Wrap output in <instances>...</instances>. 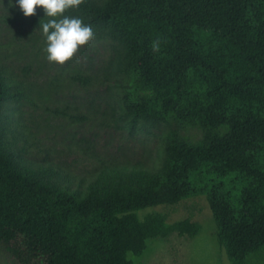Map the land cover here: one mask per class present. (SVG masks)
<instances>
[{
  "label": "trees",
  "instance_id": "16d2710c",
  "mask_svg": "<svg viewBox=\"0 0 264 264\" xmlns=\"http://www.w3.org/2000/svg\"><path fill=\"white\" fill-rule=\"evenodd\" d=\"M38 8L36 26L50 19ZM78 8L123 46L119 72L137 86L123 98L125 116L199 138L172 133L156 170L105 167L85 180L25 160L0 136V245L12 264H136L148 241L201 231L189 219L137 212L197 196L230 263L256 264L264 254V0H82ZM1 71L0 105L10 98Z\"/></svg>",
  "mask_w": 264,
  "mask_h": 264
},
{
  "label": "rangeland",
  "instance_id": "374dc122",
  "mask_svg": "<svg viewBox=\"0 0 264 264\" xmlns=\"http://www.w3.org/2000/svg\"><path fill=\"white\" fill-rule=\"evenodd\" d=\"M63 15L80 18L94 35L71 58L57 64L46 59L44 37L33 22L40 17L38 6L25 17L15 0H0V68L10 94L0 105V136L10 150L32 163L53 165L88 180L105 167L158 169L167 139L175 131L192 140L199 138L195 129H177L164 121L131 122L123 98L137 86L119 72L123 46L107 29L89 24L82 9L68 8ZM76 77L90 80L85 84ZM17 93L20 97H13ZM156 212L164 214L168 223L189 219L201 231L194 238L173 232L148 241L145 252L132 258L136 264H231L218 245L205 196L137 215L142 220ZM254 262L264 264V254ZM0 264H12L1 245Z\"/></svg>",
  "mask_w": 264,
  "mask_h": 264
},
{
  "label": "clouds",
  "instance_id": "9594fccd",
  "mask_svg": "<svg viewBox=\"0 0 264 264\" xmlns=\"http://www.w3.org/2000/svg\"><path fill=\"white\" fill-rule=\"evenodd\" d=\"M82 0H15L22 14L33 15L37 6L42 7L44 16L49 17L40 25L45 40L44 52L49 62L63 64L77 51L78 46L86 44L93 38L90 25L84 24L78 17L64 16L68 8H75ZM153 50L158 51L159 41L153 42Z\"/></svg>",
  "mask_w": 264,
  "mask_h": 264
}]
</instances>
